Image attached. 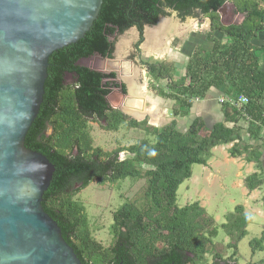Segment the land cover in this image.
I'll return each mask as SVG.
<instances>
[{"label":"trees","instance_id":"16d2710c","mask_svg":"<svg viewBox=\"0 0 264 264\" xmlns=\"http://www.w3.org/2000/svg\"><path fill=\"white\" fill-rule=\"evenodd\" d=\"M227 1H233L236 11L244 14L242 22H222L219 10ZM166 7L181 17L194 15L196 10L209 17L206 41L212 47L197 46L178 78L177 67L163 60L141 58V64L150 77L151 88L174 101L175 117L189 115L193 99L203 100L211 90H218L224 98L219 107L223 119L211 127L203 115L182 131L175 120L158 128L147 118L139 121L115 110L107 96L113 88L126 93V84L116 80L114 71L103 72L80 63L97 53L112 58L115 41L111 37L131 27L138 30L135 48L140 52L145 26L157 24L159 17L166 14ZM263 33L264 0H104L85 36L50 55L43 102L25 145L43 153L55 165L42 205L57 221L83 264L205 263L208 246L218 234L214 219L197 202L177 206V191L192 177L193 164L206 165L214 147L230 143L232 157L244 156L258 167L245 178L247 190L264 185L262 146L244 141L248 134L254 142L264 143V45L256 44ZM68 75L73 82L66 84ZM243 96L247 102L239 104ZM90 117L105 120L106 128L114 130L128 121L130 126L155 136L156 141L128 147L133 156L120 160V149L114 156L100 148L92 149L86 135ZM50 124L54 132L48 136ZM128 177H145L147 183L114 213V242L103 248L91 237L84 207L73 200L70 189L77 182L83 189L94 180L115 182ZM227 220L222 227L235 237L236 242L229 246L235 247L236 254V246L247 235L252 217L238 205ZM263 240L253 242L262 246ZM212 264H238V260L235 255L224 258L222 253H216Z\"/></svg>","mask_w":264,"mask_h":264},{"label":"rangeland","instance_id":"374dc122","mask_svg":"<svg viewBox=\"0 0 264 264\" xmlns=\"http://www.w3.org/2000/svg\"><path fill=\"white\" fill-rule=\"evenodd\" d=\"M236 10L234 2L227 1L226 6L219 12L222 22L227 25L242 22L244 14ZM165 19L177 24V28L173 31V35L170 38L162 36V44L158 49L163 51V54H156L154 50L157 48L147 47L146 36V41L140 45V52H138L135 44L138 41L139 33L136 27H132L122 34L111 37V40L115 41L114 53L111 59L93 56L88 67L103 72L117 71L120 74V65L125 62L131 64L129 65L131 70L135 68L136 82L145 85V93L149 98L147 103L148 111L142 118L131 115L126 111L124 104L129 98L130 90L129 84H126L127 81L124 78L131 77L123 74H121L122 77L118 76L116 80L126 84V93H123L120 88H113L107 98L110 106L115 110H119L134 119L138 118L137 120L139 121L147 118L149 124L158 128L170 125L175 120L178 123V128L182 131H186L196 117L203 115L207 121V126L211 127L221 117L218 111L222 103L220 99L223 96L219 92L213 93L212 96H207L204 101L193 99V106L189 115L175 117L172 114L174 101L159 96L151 88L149 85L150 77L141 64V58L151 57L163 60L177 67V78L183 75L185 72L184 63L197 46L212 47V43L206 41V34L210 31L211 20L199 10H196L194 15L181 17L176 10L171 8L168 11L166 10V14L162 15L159 23L145 27L146 34L157 31ZM131 30L136 33L131 38L127 53L124 56H120L117 54L118 44ZM111 60H118L119 69L118 67L113 68L109 64ZM122 71L124 74L128 72L125 66ZM86 123L87 140L90 141L92 149L100 148L103 153H108L111 156H114L115 151L120 149L121 151L118 154V159L120 160L133 156L128 151V147L146 141L149 143H155L156 141L155 136L144 129L130 126L128 121L119 124L115 130L106 128L107 122L104 120V123H102L101 120L95 117L88 118ZM244 125L247 124L244 123ZM49 126L51 127L49 135H51L54 132V127L52 124ZM244 139L246 144L256 143L255 146L260 147L257 144L258 141L254 142L248 134ZM213 149L212 157L210 158V160L213 159V163L210 167L206 169L202 164L192 165V177L185 180L177 191V206L184 207L197 202L214 219L213 227L218 230V234L212 238L213 243L208 246L204 264H212L216 253H222L224 258L235 255L238 264H262L264 261V240L262 246L257 245L253 241L264 238V218L262 215L264 212V185L249 191L244 184L245 178L249 174L258 171V167L254 162H247L244 156L240 157L241 160L228 159L232 156H224L220 151L216 150L213 154ZM73 150L76 152L77 148ZM215 160H217L216 164ZM262 161L264 163V155L262 156ZM146 168L150 167L146 166ZM214 177H217V179H213ZM146 183L147 179L145 177H128L118 179L115 182L107 179L103 183L94 180L86 188L82 189L81 184L70 191V193L74 194L73 200L84 207L87 227L91 237L103 248L110 247L114 242L112 228L114 213L135 197ZM238 205L244 207L245 213L251 215L252 221L247 227V235L238 242L235 254V247L229 246V244L236 242L235 237L228 235L222 226L227 223L228 215L236 213ZM211 228L209 227V230Z\"/></svg>","mask_w":264,"mask_h":264},{"label":"water","instance_id":"95a60500","mask_svg":"<svg viewBox=\"0 0 264 264\" xmlns=\"http://www.w3.org/2000/svg\"><path fill=\"white\" fill-rule=\"evenodd\" d=\"M103 1L0 0V264H83L42 205L55 165L25 140L43 102L50 55L85 36ZM93 56L80 63L88 67Z\"/></svg>","mask_w":264,"mask_h":264},{"label":"bare ground","instance_id":"6f19581e","mask_svg":"<svg viewBox=\"0 0 264 264\" xmlns=\"http://www.w3.org/2000/svg\"><path fill=\"white\" fill-rule=\"evenodd\" d=\"M177 28V24L175 23H171V20H167L165 19L164 22L162 24H160V28L157 31H153V32H148L146 34V38H147V47L148 48H157L156 50H154V52L158 55L163 54L164 52L159 50L158 48H160L161 44H162V36H168V38L171 37V35H173V31ZM135 31H130L118 44V48H117V54L120 56H124L127 53V49H128V45L131 42V38L133 36V34H135ZM170 42V41H169ZM120 63V62H119ZM110 65L113 66V68H117L119 69L118 66V60H111ZM123 65V68H122ZM128 65V67H127ZM131 65L128 62H125L123 64L120 65L121 68V74L128 75L131 78H124L127 83L129 84V90H130V95L129 98H127V100L125 101L124 104V108L126 109V111L128 113H130L131 115L137 116L138 118H142L145 113L148 111L147 110V103L149 101V98L147 97V94L145 93V88L144 85L142 84V88L139 85V83L136 82V72H134L133 68L131 70ZM124 66L126 68V70L128 72H126L125 74L123 73L122 70H124ZM149 107V106H148Z\"/></svg>","mask_w":264,"mask_h":264},{"label":"crops","instance_id":"0c3cea01","mask_svg":"<svg viewBox=\"0 0 264 264\" xmlns=\"http://www.w3.org/2000/svg\"><path fill=\"white\" fill-rule=\"evenodd\" d=\"M256 44L257 45H259V46H261V45H264V33L263 34H261V36H260V38H259V40L258 41H256ZM261 65L263 66V68H264V56L262 57V60H261ZM139 85L141 86V88L143 87L142 86V84H140L139 83ZM144 85V84H143ZM144 88H145V85H144ZM217 93V92H219L218 90H216V89H213V90H211V92H209V94H208V97L209 96H212V94L213 93ZM220 93V92H219ZM221 94V93H220ZM222 96V95H221ZM201 101H204V99L203 100H201ZM147 108V107H146ZM220 114H221V111H220V108H219V111H218ZM138 119V118H137ZM223 118H222V115H221V117H220V119H219V121H221ZM258 145H260V146H262V156L264 155V143L261 141V140H259V142L257 143ZM233 144L232 143H230V144H224V145H218V146H216L214 149H213V154H214V151L216 150V151H220L224 156H230V153H229V149L231 148V146H232ZM231 157V156H230ZM228 159H236V160H241V158L240 157H238V158H234V157H231V158H228ZM215 162V164L217 163V160H215L214 161ZM212 163H213V159L212 160H209L208 161V164L207 165H204V168H208V167H210L211 165H212ZM243 165V164H242ZM241 165V166H242ZM217 179V177H214L213 179ZM207 179V178H206ZM247 192V191H246ZM245 206V205H244Z\"/></svg>","mask_w":264,"mask_h":264},{"label":"built area","instance_id":"2783aa9c","mask_svg":"<svg viewBox=\"0 0 264 264\" xmlns=\"http://www.w3.org/2000/svg\"><path fill=\"white\" fill-rule=\"evenodd\" d=\"M220 100L223 102L224 101V98H221ZM244 102H247V98L245 96L240 97L239 100H238V103L239 104H242ZM262 215H263V218H264V212L262 213Z\"/></svg>","mask_w":264,"mask_h":264}]
</instances>
